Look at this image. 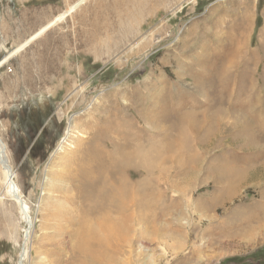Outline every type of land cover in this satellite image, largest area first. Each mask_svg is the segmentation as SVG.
<instances>
[{
  "label": "rangeland",
  "instance_id": "obj_1",
  "mask_svg": "<svg viewBox=\"0 0 264 264\" xmlns=\"http://www.w3.org/2000/svg\"><path fill=\"white\" fill-rule=\"evenodd\" d=\"M12 1L0 142L24 264H264V0H77L31 36ZM4 184L0 264H19Z\"/></svg>",
  "mask_w": 264,
  "mask_h": 264
},
{
  "label": "bare ground",
  "instance_id": "obj_2",
  "mask_svg": "<svg viewBox=\"0 0 264 264\" xmlns=\"http://www.w3.org/2000/svg\"><path fill=\"white\" fill-rule=\"evenodd\" d=\"M50 26L52 25V23L49 24ZM48 25V26H49ZM47 26V27H48ZM46 27V28H47ZM68 132V131H67ZM67 136V135H66ZM3 145H2V142H0V170L2 172V174L4 175V192L5 194L10 197V199L17 205L19 206L18 207V210H19V215H20V220L24 223H27V225L29 226L27 229H24L23 231V238L24 239V246H23V249H22V252H21V255H20V259H19V264H24L25 261L28 260V254H29V251H30V247L28 246V243H27V240H28V237L30 235V229H31V222L33 220V217H32V214L27 206V204L25 203L24 200H22L20 194H19V189L17 187V185H15V183L13 182V179H12V172L11 170L9 169V166L8 164L6 163V158H5V155H4V151H3ZM151 156V155H150ZM147 173V172H145ZM149 173V172H148ZM14 174V173H13ZM86 175L83 174L81 177H85ZM142 176V175H141ZM146 176H151V174H146ZM95 177H97L96 179L91 178V179H88V180H91L92 184H101V181L104 179L103 177L99 176V175H96ZM141 178V177H140ZM132 179V178H131ZM130 179V180H131ZM147 179V178H145ZM144 180V179H143ZM148 180V179H147ZM88 182V181H87ZM104 183V182H103ZM85 184V183H84ZM96 187V186H95ZM133 187L129 184L128 188H127V194L128 196L131 198L133 192L130 191ZM90 190V189H89ZM115 192L117 191V188L115 187L114 188ZM133 190V189H132ZM110 191V190H109ZM136 191V190H135ZM112 192V197L110 198V200L108 199L109 201V204L110 203H114V204H117L118 203V200H117V195L115 194V192L113 190H111ZM137 194V193H136ZM101 209V208H100ZM100 211V210H99ZM98 222V221H97ZM98 225V242L100 243H106L107 242V238L108 239H111L112 241V238L114 239L115 237H117V232L116 230L118 231L119 230V224H118V219H114L112 218L111 216H104V218L100 219L99 222L97 223ZM110 230V231H109ZM116 233V234H115ZM102 234V235H100ZM117 239V238H116ZM118 240V239H117ZM116 241V240H115ZM29 242V241H28Z\"/></svg>",
  "mask_w": 264,
  "mask_h": 264
},
{
  "label": "crops",
  "instance_id": "obj_3",
  "mask_svg": "<svg viewBox=\"0 0 264 264\" xmlns=\"http://www.w3.org/2000/svg\"><path fill=\"white\" fill-rule=\"evenodd\" d=\"M75 1L77 0H19V7L15 1H12L4 3L3 8L5 9L7 7V10L9 12L7 13L8 16H11L10 14L16 13L24 22H26L27 25H29L30 27V30H28L27 32L31 33V36L39 29L45 27L51 20L55 19L59 14L64 12ZM32 7H38L37 13L35 15L30 14L26 20V15L32 12ZM54 26H52V28Z\"/></svg>",
  "mask_w": 264,
  "mask_h": 264
},
{
  "label": "water",
  "instance_id": "obj_4",
  "mask_svg": "<svg viewBox=\"0 0 264 264\" xmlns=\"http://www.w3.org/2000/svg\"><path fill=\"white\" fill-rule=\"evenodd\" d=\"M83 1H85V0H83ZM82 2V1H81ZM80 2V3H81ZM79 4V3H78ZM57 23H52V25L50 26H48L46 29H45V31H47L49 28H51L52 26H54V25H56ZM12 56H14V55H11V57L10 58H12ZM3 151H4V149H3ZM6 160V159H5ZM6 163H7V160H6Z\"/></svg>",
  "mask_w": 264,
  "mask_h": 264
}]
</instances>
